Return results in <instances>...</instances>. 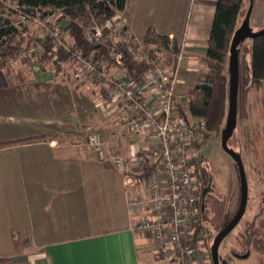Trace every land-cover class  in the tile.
Wrapping results in <instances>:
<instances>
[{
  "label": "crops",
  "instance_id": "0c3cea01",
  "mask_svg": "<svg viewBox=\"0 0 264 264\" xmlns=\"http://www.w3.org/2000/svg\"><path fill=\"white\" fill-rule=\"evenodd\" d=\"M215 3L126 0L118 14L119 26L140 41L153 26L176 40L181 50L180 71L203 72L202 55ZM117 74L123 76L118 70ZM96 98L101 102V94ZM41 125L39 120L21 129L11 126L9 133L0 135V141L34 136L0 147V173L7 176L0 180V253L3 244L28 239L39 244V249L21 264H142L141 260L151 264L152 258L144 255L141 259L146 239L133 228L136 218L125 207L127 195L119 175V183L106 189L101 162L95 156L81 155L68 140L37 137L42 135ZM142 138L131 136L124 151L140 146ZM14 228H19V233ZM0 264L4 263L0 260Z\"/></svg>",
  "mask_w": 264,
  "mask_h": 264
},
{
  "label": "rangeland",
  "instance_id": "374dc122",
  "mask_svg": "<svg viewBox=\"0 0 264 264\" xmlns=\"http://www.w3.org/2000/svg\"><path fill=\"white\" fill-rule=\"evenodd\" d=\"M6 3L7 6H14L12 0H6ZM244 6L245 10L251 7L249 21L251 28L257 30L263 27L264 0H245ZM59 13V11H55L44 18L35 16L20 20L26 23L31 35L40 36L48 28L58 27L55 23ZM243 18L244 16L240 20ZM13 19L17 21L19 17L16 15ZM245 42H250V39H245ZM32 50L34 52L36 46ZM43 63L44 71L40 70L35 57L29 63H24L16 57L9 59L0 67V135H5L7 131L9 133L11 126L21 129L23 125L37 124L40 120L42 135L37 137L49 139L55 136L68 140V143L72 142L75 148H78L81 155L95 156L97 161L101 162V172L105 175L103 180L106 181V189L108 187L110 189L117 182L119 183L116 174L119 175L122 182L121 175L112 163L99 160L93 152H84L86 150L82 143L87 132L114 127L119 114L115 111H108L109 101L104 100L106 98H103L102 95L101 102H97L96 97L100 95L98 86L91 79L85 78L81 81L74 79V63L71 60L64 63L62 70L57 74L53 64ZM180 72L176 83V98L178 100L180 97L186 96L192 86L201 81L204 74V71L191 72L190 74ZM129 137L130 135L122 141L123 145L127 144L126 140ZM33 138L34 136L31 137V139ZM220 139L221 135H216L208 139L201 148L209 169V183L202 185V190L209 186L208 207L210 212L208 218H205V224L213 230V237L234 215L240 202L238 168L232 157L221 147ZM151 140L154 138L151 137ZM147 143L142 140L140 145ZM227 144L239 154L242 160L248 194L244 213L231 232L222 239L218 254L220 258L226 260V264H264L263 254L253 250L245 252L240 242V233L246 223L256 216L264 217V84L258 89L250 88L248 92H244L240 115ZM126 148L128 149V146ZM0 175V180L7 177L5 174L0 173ZM196 182L201 189L200 181L196 179ZM6 200L7 196H5L3 204H6ZM1 223L2 221H0ZM13 230L16 234L20 231L19 228ZM73 231L76 232V228H73ZM201 239L203 246L208 250V241L206 242L202 233ZM9 245H2L4 251L0 253L3 255L0 260L4 264L28 262L29 258L33 257L39 249V244L28 239L25 242ZM143 245L145 253L141 254V259L145 255L152 258L151 264H173L171 260L162 259L147 239ZM141 261L142 264H148L146 263L148 260ZM210 262H212L211 259Z\"/></svg>",
  "mask_w": 264,
  "mask_h": 264
},
{
  "label": "trees",
  "instance_id": "16d2710c",
  "mask_svg": "<svg viewBox=\"0 0 264 264\" xmlns=\"http://www.w3.org/2000/svg\"><path fill=\"white\" fill-rule=\"evenodd\" d=\"M12 2L14 6L10 7L7 6L6 0H0V67L11 58L18 57L20 61L29 63L35 57L40 70H45L43 62H50L54 65L57 74L62 70L63 64L70 60L71 51L74 50H79L96 69L104 70L117 77L118 70L123 78L141 79L145 71L151 67L148 60L138 57L140 46L139 42L134 39L131 43L119 48L122 53L120 63H116L111 58L109 49L114 44V37L127 34L124 26L104 29L100 39H95L91 33L94 25H100L107 19L112 18L119 24L118 14L124 9L126 0H12ZM244 3L245 0H216L210 34L202 55V60L206 64L203 77L201 81L192 86L186 96L178 100L175 91L174 97L173 112L189 123L202 122L204 124L200 139L192 142L190 146L194 152L192 165L196 179L200 181L201 186V189L199 188L201 219L196 225V230L201 231L206 242L208 241V250L214 237L213 230L205 224V218H208L210 212L208 207L210 199L208 197L209 186L202 190V185L209 183V169L201 148L208 139L221 135L225 123L228 107L230 43L235 29L244 18L240 19L245 17L247 10H245ZM55 11L60 12L55 25L60 27L63 42L71 44L69 51L62 45L54 47V38L50 33V28L43 35H31L26 23L20 20L35 16L44 18ZM16 15L19 17L17 21L13 19ZM249 39L250 42L246 43L244 39L237 46V118L240 115L244 92H248L250 88L258 89L264 84V33ZM141 43L149 54L161 53L163 62L169 67L174 68L178 64L180 47L176 40L157 32L153 26L146 29V37ZM35 46L36 50L33 52L32 48ZM91 80L98 86L99 94L106 98L107 85L94 77H91ZM142 137L143 141L148 143L139 144L138 147L152 144L153 140ZM28 139L31 138L20 140ZM20 140L0 141V146ZM258 217L246 223L240 233V242L245 252L253 250L264 255V217Z\"/></svg>",
  "mask_w": 264,
  "mask_h": 264
},
{
  "label": "built area",
  "instance_id": "2783aa9c",
  "mask_svg": "<svg viewBox=\"0 0 264 264\" xmlns=\"http://www.w3.org/2000/svg\"><path fill=\"white\" fill-rule=\"evenodd\" d=\"M118 26L112 18L107 19L94 25L91 33L100 39L104 29ZM50 33L55 48L62 45L71 50V44L63 42L59 26L50 28ZM133 39L139 42L138 57L151 63L141 79L98 70L79 50L71 51L74 79L94 77L106 84L104 100L109 101L108 111L119 114L114 127L85 134L84 152H93L99 160L109 161L116 168L127 195L125 206L136 218L134 230L152 243L162 259L173 264H210L209 250L203 246L201 232L196 230L200 221L199 186L190 146L200 139L204 124L189 123L173 112L178 64L169 67L162 54H149L141 41L129 34L114 37L109 49L111 58L120 63L119 48ZM179 58L180 54L178 61ZM135 133L154 140L148 146L125 152L122 141Z\"/></svg>",
  "mask_w": 264,
  "mask_h": 264
},
{
  "label": "water",
  "instance_id": "95a60500",
  "mask_svg": "<svg viewBox=\"0 0 264 264\" xmlns=\"http://www.w3.org/2000/svg\"><path fill=\"white\" fill-rule=\"evenodd\" d=\"M250 12L251 7L247 8L244 19L241 24L235 29L230 43V55L228 62V107L224 126L221 130V147L232 157L235 161L240 179V202L238 208L232 218L215 234L211 246L210 257L212 264H226L225 259H220L218 248L222 239L231 232L236 224L241 219L247 202V180L243 167L242 160L239 154L228 146L227 141L231 136L237 121V88H238V49L237 46L246 38L256 37L264 33V26L253 30L250 26ZM204 192V191H203ZM246 255V254H245Z\"/></svg>",
  "mask_w": 264,
  "mask_h": 264
},
{
  "label": "flooded vegetation",
  "instance_id": "af4514ba",
  "mask_svg": "<svg viewBox=\"0 0 264 264\" xmlns=\"http://www.w3.org/2000/svg\"><path fill=\"white\" fill-rule=\"evenodd\" d=\"M235 255L237 256V254L235 253ZM220 259H224V258H220Z\"/></svg>",
  "mask_w": 264,
  "mask_h": 264
}]
</instances>
